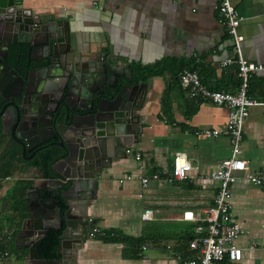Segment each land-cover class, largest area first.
<instances>
[{"label":"crops","instance_id":"obj_1","mask_svg":"<svg viewBox=\"0 0 264 264\" xmlns=\"http://www.w3.org/2000/svg\"><path fill=\"white\" fill-rule=\"evenodd\" d=\"M229 1L240 18L238 32L243 37V57L264 65V0ZM24 3L43 19L68 22L77 51L75 63L72 64L71 58L68 60V73L75 65L77 75L87 76L91 63L103 54L130 68L154 66L166 58H194L202 67L198 75L207 87L230 93L238 89L230 76L236 66L220 65L233 53L231 40L215 10V0H24ZM60 73V65L55 64L52 74ZM253 76L247 90L252 99L264 103L259 100L264 90V70ZM177 78L164 73L143 79L147 94L143 108L136 112L143 126L138 143L126 147L133 153L114 160L95 179L97 189L86 202V218L93 222V233L112 230L131 239H148L150 244L136 252L127 250L122 243H105L95 234L87 233L73 264H181L183 257L178 249L184 238L193 235V227L178 218L184 211L198 213L212 205L217 182L204 177L218 162L229 158L231 145L226 136L205 139L198 135L206 128L223 127L228 110L190 99ZM241 151L248 170L264 174L262 104L249 108ZM5 152L7 149L0 155ZM135 152H140L142 159L137 160ZM177 153H184L191 166L186 180L170 184L160 175L159 179H150L146 187L141 185V175L169 173ZM2 162L0 159V166ZM126 176L131 178L126 180ZM19 180L31 182L30 198L31 191L47 189L46 178L38 168L15 163L12 175L0 177V205L4 214L8 207L7 193ZM255 187L245 180L244 173H238L231 186L230 214L244 229H250L254 219L264 226V185ZM146 209L153 210L151 220L141 219ZM4 219L0 215L2 232L7 229ZM25 232L29 233L17 235L14 240L16 259L21 263L27 256L26 244L34 238L31 228L26 227ZM251 239L255 241L253 249L248 248ZM235 245L243 250L241 264H264L262 229H256L250 237L241 236ZM24 254L25 257H20Z\"/></svg>","mask_w":264,"mask_h":264},{"label":"water","instance_id":"obj_2","mask_svg":"<svg viewBox=\"0 0 264 264\" xmlns=\"http://www.w3.org/2000/svg\"><path fill=\"white\" fill-rule=\"evenodd\" d=\"M69 28L67 21L33 14L24 0H0V41L10 42L1 37L2 33L29 32L34 47L46 50L45 58L50 64L59 63L62 57L66 62L71 58L74 64L77 51L71 48L73 37ZM40 38L44 41L38 42ZM65 45L68 49L62 51ZM8 67L4 66L9 78L18 74L19 71H9ZM72 69L59 97L50 94L48 76L30 81L18 75L17 87L8 82L4 93L0 91L1 126L9 129L8 123L12 124L10 133L20 145L24 160L29 161L48 148H58L50 167L54 177L46 178V190L52 197L31 191L29 216L23 220L20 231L31 224L34 238L25 246L27 256L22 264H73L84 237L92 233L93 222L86 218V202L97 189L95 179L114 160L123 158L126 154L122 151L138 143L142 133L136 112L143 108L147 85L140 74L134 73L128 64L120 66L106 54L91 63L90 80L84 77L75 83V65ZM123 69L125 72H121ZM118 77L125 79L123 85L109 83L117 82ZM74 93L80 102L88 99L89 106H69L68 99ZM26 151H30L28 156ZM108 152L110 157L105 156ZM58 194L65 208L56 199ZM49 230L60 232V256L55 259H44L38 252Z\"/></svg>","mask_w":264,"mask_h":264},{"label":"built area","instance_id":"obj_3","mask_svg":"<svg viewBox=\"0 0 264 264\" xmlns=\"http://www.w3.org/2000/svg\"><path fill=\"white\" fill-rule=\"evenodd\" d=\"M221 24L225 27L232 46V57H227L221 62L222 68L236 66L240 80L235 93L222 90H213L202 83L196 71L183 70L178 74L180 85L186 89L190 99L201 100L216 106L226 108L228 117L225 125L220 128H206L200 130L198 135L205 139L226 136L229 138L231 151L229 158L218 162L205 179L217 182V191L213 197L212 205L200 210L198 213L184 211L178 220L186 221L193 227V238L189 242L192 255L183 257L181 264H241L243 250L235 245L241 236L250 237L247 229L242 228L232 220L229 199L231 186L237 180L238 173H244V178L255 186L264 185V174L248 170L247 163L241 158V143L243 125L248 116L249 108L255 105H264L247 95L249 79L264 70V65L247 61L241 51L243 37L238 32L240 23L239 15L229 0H215ZM126 154L133 152L127 148ZM137 160L142 159L140 152H135ZM139 166L138 170H142ZM191 166L184 153H177L173 159V166L169 173H154L151 177L139 176L141 185L146 187L149 180L165 176L168 183L184 181L188 178ZM131 176H126L129 180ZM153 210L146 209L141 215L142 220H151ZM172 220H176L172 218ZM97 232V231H95ZM255 241H249L248 248L253 249ZM13 254H10L12 256ZM4 256H8L5 252Z\"/></svg>","mask_w":264,"mask_h":264},{"label":"trees","instance_id":"obj_4","mask_svg":"<svg viewBox=\"0 0 264 264\" xmlns=\"http://www.w3.org/2000/svg\"><path fill=\"white\" fill-rule=\"evenodd\" d=\"M201 65L197 63L196 59H172L166 58L162 60L159 64L154 66H131V70L134 73H138L143 77V79H148L150 77L161 76L164 73H170L173 77H178V74L183 70L196 71L199 73ZM231 79L233 80L234 85L238 88L240 80L237 75V68L230 74ZM178 79V78H177ZM254 79L252 76L249 79L248 86L251 81ZM211 89V88H210ZM221 90V89H213ZM224 91V90H222ZM247 95L251 97V92L247 90ZM252 98V97H251ZM259 100H264V90L260 92ZM20 151L19 146L12 145L7 148V152L0 155L2 162L0 166V177H6L13 174L15 171V155ZM58 148H51L47 151L42 152L40 155L34 157L29 161H25L22 158H19L17 162L23 164L26 168L36 167L41 172V176L44 178H53L54 174L52 173L50 167L51 164L55 161L56 153ZM31 182L25 180H19L16 184L9 190L5 198L8 203L7 210L5 214L1 216V220L6 223V231L0 230V264H11L12 259L17 258L18 250L15 248L14 240L19 232V229L22 225L23 220L29 216V203L30 197L28 196V191L30 190ZM39 195H43L46 198H51L52 195L47 192L46 189H42L39 192ZM57 200H60L61 205L65 208V202L58 194L56 196ZM93 233V232H92ZM97 239L105 243H122L126 245L127 250H134L137 252V249L141 250L142 247L148 245V239H131L125 237L121 234L115 233L112 230H104L99 232H94ZM60 232L56 230H49L45 237L42 239L41 243L38 246V252L44 259H55L59 257V239ZM193 238L192 233H190L186 238L183 239L181 246L178 249V252L182 257H189L192 255V252L189 249V242ZM7 253L8 256H4V253ZM10 254H13L10 256ZM20 257H25L20 256Z\"/></svg>","mask_w":264,"mask_h":264},{"label":"flooded vegetation","instance_id":"obj_5","mask_svg":"<svg viewBox=\"0 0 264 264\" xmlns=\"http://www.w3.org/2000/svg\"><path fill=\"white\" fill-rule=\"evenodd\" d=\"M1 37L4 38L5 40H9L10 42L0 41V91L4 93V86L8 82H11L12 87H17L19 84L18 75H21L23 78H25L26 80H30V81L43 79L48 76L49 78L47 77L48 78L47 83H49L50 87L52 88L51 89L52 91L50 94L55 95L56 97H59L63 91V87L66 83V80L69 77L68 68H67V63L69 59L67 58L66 59L67 62H66L63 60V57H62V59L59 60V63H55V64H59L61 67V73L60 75L57 76V75L52 74L53 66L55 64L54 63L50 64L49 61L45 58L46 50L43 49V47L42 48L34 47V45L31 42L32 38L29 32L24 31L21 34H17V35H14L12 33H2ZM37 40H40L38 42L44 41L43 38H40ZM72 47H74L73 41L71 42V48ZM61 49L62 51H65L66 49H68V46L65 45L61 47ZM75 59H74V63L76 61ZM6 64L9 65L8 67L9 71L11 70V68H13L16 71H19L18 74L11 75V77L9 78L7 76L8 73H6L5 68H4ZM121 72H125V70L123 69ZM88 73L89 71L86 72L87 76H79L76 74L74 78V82L77 83L84 77H86V79L88 80L92 79L89 77ZM109 83L110 84L115 83L116 86L120 84L123 85L125 83V79L122 77H118L117 82L112 80ZM139 83L141 84V81H139ZM93 87H94V84H91V88ZM12 92L15 93V89L14 91L12 90ZM68 100H69V106L71 107H74L76 104H79V103L85 107L89 106L88 99H85L84 101L80 102L76 93H74V95ZM0 101H1V98H0ZM8 126H10L9 129L7 127L3 129L1 126V121H0V152L3 150H6L12 145L19 146L20 151L15 155V159H16L15 162L17 164L18 163L17 160L19 158H22L24 160V156L21 153L20 145L15 140L12 139V135L10 133L12 124L8 123ZM4 130H5V133H3ZM52 148H57V147H52ZM49 149L51 148H48L45 151ZM126 149L127 148H125L124 151H122L123 155L126 154L125 152ZM42 152L37 153L36 156L40 155ZM29 154H30V151H26L25 156H28ZM105 156L110 157L111 155L108 152L106 153ZM31 199L32 197L30 198V200ZM26 227L33 229V226L31 224L30 225L28 224L27 226L24 227L22 231H20L21 229L20 227L17 235L19 236L20 234L22 235L25 233L28 234L29 232H25Z\"/></svg>","mask_w":264,"mask_h":264},{"label":"rangeland","instance_id":"obj_6","mask_svg":"<svg viewBox=\"0 0 264 264\" xmlns=\"http://www.w3.org/2000/svg\"><path fill=\"white\" fill-rule=\"evenodd\" d=\"M258 187V186H257ZM257 187H255V188H257ZM258 189V188H257ZM255 200H253V202H254ZM252 207L254 208V207H256V204L254 203L253 205H252ZM0 215L2 216L3 215V210H2V208H1V205H0ZM253 218H255L254 216H253ZM263 221V220H262ZM258 222H260V220H253L251 223H250V225H249V227H250V229H248L247 228V230L249 231V233H250V236L251 235H254V232H255V230L256 229H262L263 231H264V226L262 227L260 224L258 225L257 223ZM11 263L12 264H22L19 260H17V259H12L11 260Z\"/></svg>","mask_w":264,"mask_h":264}]
</instances>
